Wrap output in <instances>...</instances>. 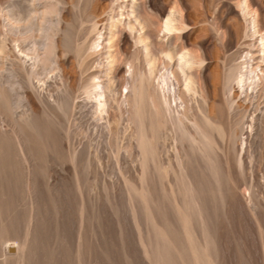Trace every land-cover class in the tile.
<instances>
[{
    "label": "rangeland",
    "instance_id": "1",
    "mask_svg": "<svg viewBox=\"0 0 264 264\" xmlns=\"http://www.w3.org/2000/svg\"><path fill=\"white\" fill-rule=\"evenodd\" d=\"M40 1L42 2V0ZM43 1H45V3L43 2L44 4L50 6L48 0ZM133 1L136 3L134 4L133 13L134 11L135 14L138 12L137 14H139V16H141L144 20L148 19L150 21H156V24L152 21L151 24L150 21L146 20L148 22L147 28L151 35L153 34L151 38L155 40L154 43L156 42V46L151 42L153 47L152 49L150 47V52H154L152 50H155L157 51V54L155 52L154 53L159 55V50L167 43L171 45L175 44L176 47L182 45L188 46L200 58L202 57L200 62L194 66L195 69L193 67V71L195 70L194 74L197 76V84H199V88L197 90L198 92H194L192 95H186L184 98L186 99V101L184 100V104L188 106V108L186 107L187 109H191L194 112H200V110L204 108L203 106H206L205 112L212 118V120H215L213 121L214 128L212 129V135L214 134L215 136L211 135V147L214 145L213 152L211 147L206 148V151L209 155L215 154L214 157L212 156L213 162H216L217 159L220 161L216 162V164L217 166L221 165V168L219 166L217 167L218 169L215 168L217 171H215V173H217V175L220 174V176L218 175V178H221L222 180L224 179L223 182L219 181L221 185L219 184L218 186V180L216 179L217 176L215 174L211 175L209 171L206 172L207 174L203 172L205 171L203 167L204 161L201 159L202 156L197 154L198 152L202 154V152L192 147L189 142L188 144L185 142V145L183 142L174 138L172 135L174 133H172V131H174V126L172 127L170 121L163 123L159 128L161 129L160 131L158 129L161 134L157 133L159 137L160 135L161 137L158 138V135L156 136V142L157 138L159 139L157 142L158 145L157 148H155L156 144L154 146V156L153 159L149 160V164L146 163L145 165H142L139 162V149L131 139L130 141H132V145H130V141L128 139L130 137L128 133L129 120H126L128 119V113L126 112L127 110L124 109V106L121 105V109L117 105L118 99L122 96L119 93V90H122L123 81L129 78L130 73L127 61L129 60V56H132V53L136 52L135 62L138 67L144 66L143 68H145L146 65H144V61L142 59V53L139 52L137 47H135L132 43L133 40L131 36L127 35L130 33L126 30V26H123V28L125 27L124 29L117 30L119 33L115 32L114 37H116V41H113L115 42L113 44L115 46L112 45L113 47H111H115L116 53L119 55L117 56L116 54L115 60L117 62L114 61L115 64L113 62V64L111 63V66L109 67L111 69H109L110 72L108 71L107 65L105 66L104 63L105 48L103 46V44H106V24L110 20V16H112L111 19H115L117 17L127 19V15L132 18V14L130 15V13H126L129 10V7L127 5H123L124 3L128 4L127 0H56V11H51L49 9L47 13V19L44 22L47 26L45 31L37 35L36 32H34L32 36H30L32 38L38 36L35 38L37 40L36 51L38 49L37 53L40 55L45 54V52H41L42 43L47 42L52 34L54 39L57 40V42L55 41L54 43L53 52H47L48 56L51 58L39 61L37 63L38 65L35 66L37 74L35 72H33L35 74L29 72L30 70L27 68L30 65L28 63H31L30 61H32L28 55H26L27 57L24 56L25 59L19 67L18 61L22 60L18 56H22V53L18 52L17 48L14 47V35L4 31L1 25V12L4 7H9L11 11L16 13L17 11H20L19 9H26L29 4V0H0V36H3L4 42V52L1 53L2 60L0 57V64H5L2 65V67L0 65V79H2L5 92L7 93L6 105L4 107L0 106V135H2V137L0 136V150L7 149L6 151H8L9 149V151L13 152L14 149L21 146H26L28 148H31V146L36 147L35 145L38 141L40 142L37 144V148L43 144L47 147H44V150H47L48 146L53 148L51 149L53 153L51 151V154L47 156V159L44 158L43 160H37L35 162V166L38 167L37 170H34V173L37 171V175L35 177L36 182L34 181L36 184H33V187L35 185L36 187L32 190L35 191L38 189L39 195L36 193L38 190H36V194L32 192V190V193H30V190L27 191L24 188L25 185H22L24 182L20 183V181H22L20 180L21 177L23 178L22 171L17 175V177H19L18 179L16 177V173L20 171L17 172L16 170L14 173V170H10L11 173H9L8 176L10 174L13 175L12 173H14V176H12L14 177V181H12V179L11 181L15 182L18 179L17 181L21 184V188L24 186L23 189L26 190L24 192L18 187L19 184H17L18 186L16 187V190H21V194L19 192L17 197H14L17 192L15 193L12 191L15 194L12 193V196L9 195L11 197H9L10 200L12 197H14L13 200L16 198L15 201H13V204L16 202L15 204L17 205L13 206L11 200L10 206L12 204V207H18V212L21 213L20 215L23 214L22 218L24 217V221L19 219L21 216L17 217L20 220L16 219V222L18 221L17 223L20 224L18 225L14 220L16 217H11L10 215V219L13 218L12 222L15 223L10 224L13 226L17 225L20 228L17 232L15 229L19 228L15 226V229L11 228L15 231L11 229L10 231L17 233V235L23 232L28 216V199L30 200L35 198L34 196L37 195L36 197L39 199L37 200V198H35V201H37V203L40 201L41 204L43 197L45 198L53 193L51 196L53 198L56 191L57 195L54 196V198L55 200L59 198L60 203L58 202L59 200L53 201L54 198H48L52 199V201L46 198V204L45 202L43 204L46 205L45 212L47 214H45L44 218H42L44 212H42L43 210L40 211L42 209L40 208L38 215L35 216L37 219H35L34 222L38 223L36 224L37 226H39V222L42 221L41 219H43L46 223L42 225V227L44 226L43 230H41V226H39V229H37L38 227L34 228V233H39L37 237L41 234L42 235L41 237L35 239L36 235L34 234V239L35 241L37 240L36 242H33L34 239H32L31 244L33 243L34 261L31 264H78L75 256L78 232L81 233V247L84 249V257L87 258V264L90 263L89 261H91L90 264H93L92 262L94 260V264H129L130 262H132L130 264H148L149 259H144L147 258V256L142 250V248L146 247V244H142L140 239H142L143 236V233L141 232H145V237L143 236L144 238H147L148 236L147 229L149 225H147L146 222H151L149 216L150 210L148 211L145 206L146 202H144L140 193H138V185L135 186L136 183H134V180H136L135 182H138L139 185H143L142 187L143 190L145 189L146 195L149 196V193L150 196L151 194L154 195L153 198L155 199L152 200L151 203L156 202V206L154 207L157 211H159L158 213H161L162 215H157V213H155L160 217V219H162L163 222H165L167 227L169 226L168 224H170L172 228L174 227L172 229L169 226L171 230H180L181 226L179 216L178 212L174 208L173 201L178 197L179 200L182 196L176 189L179 181L178 168L180 167L182 161V152H178L180 150L182 151V146H187L188 148H184L188 152L191 151L192 154H190L192 156L194 153L193 151H198H196V155H198L199 158L196 155L195 156L199 159L198 162L202 165H199L200 168L203 167L204 170L201 171L202 168L200 169L197 163L196 166L198 168L194 166L195 169L197 168L196 171L199 169V172L204 179L206 175L205 180L209 179V176L212 178L211 180L215 177V181L213 180V183H211L210 180H207L206 183L205 181L204 183L202 182L204 185L203 187H206L205 189H207L206 192L208 194L207 196L204 191L205 189L201 188V195L203 197L202 199L200 195L202 202L201 205L205 214H207V218L204 219L205 225L203 226V224L199 222L193 210H189L191 222L196 223L193 224L197 227V229L195 228L197 231H194V234H196L195 232L198 234L200 233L199 235L196 234V237L198 235L199 239L193 234L192 229L194 227H191L193 226L192 223L189 225V234L198 240H202L204 227L206 228L205 230H207L208 226H210H207L205 223V221H208L209 219V222H207L211 224V228H209V231L207 230L209 235H211V230L215 228V230L212 231L213 235H211V237L213 236L212 240L214 239V241H212V254L214 260L216 258L219 259V262L216 259L214 264H264V91L256 92V89L261 90L257 86L250 87L245 85L244 87H238L234 81L228 79L227 75L231 65L238 63L242 66L241 64L246 63L244 60H246L247 63L251 62L254 67L258 64L264 65V61L261 62L259 56L264 53L260 51V43L256 40L258 32L251 35L248 33V30H246V27L249 24V16L251 14L255 16L256 13L260 27L259 32H264V0H246L248 4H251L248 5V8L251 7L252 11L249 14L242 13V11L239 10L238 6L235 4V2H237L236 0ZM172 6L177 7L180 15L182 14L181 17L183 16L182 20L184 22L183 27L175 31H170L168 34H162V32L157 30V23L159 24L160 21L158 19L160 17L158 11L168 9ZM153 23L154 26L157 25L156 30ZM51 26L56 28L54 33H51ZM98 33H100V38L98 39L99 43L96 44L95 51H89L86 46L95 39V36L98 35ZM116 33L118 34L116 35ZM172 34H174V37ZM7 35L9 36L7 37ZM161 37L164 41L160 39ZM162 42L163 46L160 45L162 46L160 47L159 43L161 44ZM78 45L82 46L80 50L77 49ZM154 47H157L158 50ZM249 56H251V58ZM159 59L160 57L157 56L158 65L156 63L153 71L151 72L153 82H155L157 76L164 71L163 63L161 59ZM14 62L16 63L14 64ZM16 68L19 72H17ZM91 75H97L93 76L95 79L92 77L93 80L104 81L107 77H109V80L114 81V83L113 81H110V83H112L113 87L117 89H114L115 93H113V99L110 100V105H107L106 112H102V116H98L96 114L93 115L94 113L92 111L91 104L83 93L84 82L87 81ZM99 75L101 76L100 78H98ZM247 86L248 88L246 89ZM177 100H175L176 103L172 100L170 105L172 107L176 106L175 108L177 109H181V105L177 103ZM57 102H60L61 105L59 106ZM191 103L192 105H190ZM27 111L31 112V115L39 127L42 125L43 129H47V131H44L45 129L41 130L42 127H40V133L43 134L44 132L46 137L41 134L40 139L35 141L34 139L30 140L31 137L25 136L26 134L24 133L26 132L19 127L18 123H20L21 116ZM40 119L43 124L38 123ZM44 124L50 128H46V126L44 127ZM15 126H17V128ZM165 126L170 130H168ZM15 131H18V134H15ZM169 131L171 132L169 133ZM47 132H49V134ZM5 133H7L8 136H6ZM19 134L22 135V138L24 137L23 139H26L20 140L21 136ZM47 134L48 137H50V140L47 139ZM167 137L168 139H171L168 140ZM46 139L50 141V143H48ZM24 141H26V143ZM29 141H31L33 145L31 143L29 145ZM19 142H24L25 145L24 143ZM178 142L180 143L178 144ZM51 143H53V145ZM7 144H12L13 147H8L9 145ZM42 147L43 146H41V148ZM193 148L195 150H193ZM71 149L78 151L80 158L83 159V162L85 163H82L83 166H79L78 168V173H80V171L82 172L80 175L83 176L82 179L84 181H82L83 183H81V185L76 184L74 170L71 163L63 161L61 157ZM176 149L178 150L176 151ZM49 150L50 149H48V151ZM177 155H179V158ZM158 158L163 164H159L160 162L158 161ZM214 158L216 160H214ZM200 160H202V162H200ZM172 162H174V164ZM164 163L166 164V168H164L165 172L163 171V166L165 165ZM26 164L28 165V163ZM159 165H163L161 166L162 168H159ZM40 166L43 171L40 169ZM173 168H177V173H174L176 170H173ZM17 169L19 170L20 167ZM191 169H193V167ZM195 169L191 171L188 168V170L192 173L191 175L196 174V171H194ZM197 174L196 176H198ZM144 176H146L147 179ZM35 178L33 177V179ZM204 179H202V181ZM9 182L10 181H8V183ZM148 184L151 186L150 188H152V190H149L150 188L147 189V187H149L147 186ZM223 184L226 185V191L224 192L222 191L223 189H220L222 186L224 187ZM8 185L10 186L8 188L11 189H14L16 186L11 187V185H13L12 183L11 185ZM166 185L167 188H165ZM155 190L156 193L158 192L161 194L159 197L158 194L155 195V193H152L155 192ZM166 190L169 196L166 195ZM203 191L205 192V195ZM221 191L222 195L227 192L225 199L222 198L224 195L221 196ZM48 192L49 194L47 195ZM211 192L214 193V195ZM41 195L42 200H40ZM218 195L220 198H218ZM206 196L207 200L210 197L209 201L211 204L209 203L207 206L208 202H205L207 207H203V201L206 200ZM218 199H223L224 202H222L223 200L220 201ZM159 200L163 205L167 203V206H170V209L168 208V210L167 207L160 205ZM227 200L228 202L226 204ZM47 201H50V203H47ZM82 201L84 202L83 219L85 220L86 218L88 224L86 221L82 220L79 227V207ZM54 202L59 203L60 205L56 204L60 207L56 208V204ZM133 202L135 205L132 206V204H134ZM219 202H221V204ZM48 204H51V208L55 210L59 209L61 212L59 220L60 225L62 226L58 224L59 222H56L58 217H55L60 212L54 211L55 214H53V211L48 210L51 209L48 207ZM153 205L155 204L153 203ZM209 205H211V211L206 212L205 208L209 209ZM213 206H215V208ZM140 207L141 210L139 209ZM16 208L11 209L14 211ZM44 208L45 207L43 206V209ZM133 208H135V210ZM49 211L52 213L50 212L48 214ZM18 212H16L17 215H19ZM39 212L40 214H43L39 215ZM144 212L146 215H144ZM16 213L15 216H17ZM208 215H210L209 217H212L214 222L208 217ZM37 216H41V218L38 220ZM167 216H170V221ZM214 218L216 220V226L212 225L215 223ZM96 220L97 222H95ZM166 220H168V222H166ZM210 220L212 222H210ZM22 223L23 225L20 227ZM35 223L32 227L35 226ZM95 224L99 225L97 228H100L99 230L101 235L98 231H96ZM82 226H84V228ZM92 226L93 228L95 227L94 230ZM87 227L88 230L90 228L91 229L86 231ZM35 229H37V231ZM177 230H175V234L179 233ZM39 231H42L43 233ZM94 231L98 234L96 232L95 234ZM82 234L84 235L82 236ZM97 235H99L101 239H98L99 237ZM58 236L59 238H56ZM82 237L86 238L83 240ZM149 237L151 236L149 235ZM52 240L54 241L52 242ZM85 240L88 242L87 244L85 243ZM10 241L14 240L11 239ZM46 241H48L46 243V245L48 244L47 247L50 244L52 247L49 246L47 248L45 246ZM55 241L56 244L59 245L58 247L55 245ZM49 242L52 243L49 244ZM58 242H62L63 244H61L64 246H61L60 248V244ZM122 242L124 243L122 244ZM215 243H218V247L216 248L215 246L217 245H215ZM42 244H44V246ZM83 244H89V250L83 246ZM36 245H38V248ZM39 245L42 246L43 249L45 248L44 250L46 253L43 252V249L41 250L42 247L39 248ZM9 248L10 250L13 249L12 247ZM217 248L219 255L217 254L218 252H216ZM40 250L43 253L40 252ZM85 250L90 252L88 253L90 256L87 257V251L85 252ZM49 251H53L52 253L54 254ZM47 253L50 254L48 255ZM215 253L219 257L215 256ZM42 255L43 257H41ZM85 261L86 260L83 258V264H85Z\"/></svg>",
    "mask_w": 264,
    "mask_h": 264
},
{
    "label": "bare ground",
    "instance_id": "2",
    "mask_svg": "<svg viewBox=\"0 0 264 264\" xmlns=\"http://www.w3.org/2000/svg\"><path fill=\"white\" fill-rule=\"evenodd\" d=\"M236 1L237 2H235V4L238 6L239 10L242 11V13L249 14V13L252 12L251 11V7L248 8V5H251V4H248L246 2V0H236ZM247 1H249V0H247ZM43 2L45 3V1H43V0H42V2L40 0H29V4L27 5L26 9H24V10L19 9L20 11H17L16 13L11 11V9L9 7H4L2 9V12L0 11L1 12V25L3 27V30L14 35L13 36V42L15 44L14 47L17 48L18 52L22 53V56H18L22 60V61H18V65L20 67L22 65V63H23V60L25 59L24 56L28 55V57L32 60V61H30L31 63H28V64H30L29 65L30 67L27 64V66H28L27 68H29V70H30L29 72H31V73H33V72L36 73L37 72V71H35V66L38 65L37 63L39 61L51 58L50 56H48L47 52H53L54 43H55V41L57 42V40L54 39L53 34H52L47 42L42 43V51L41 52H45L46 55L45 54L40 55V54L37 53L38 49L36 51L37 40L35 38H37L38 36L37 37L33 36L34 38L30 37V36H32V34L34 32H36V35L40 34V33H43L45 31L46 27H47L44 22L47 19V15H48L47 13H48L49 9L51 11H56V8H57L56 7V0H48V3L50 4V6L44 4ZM127 2H128V4L124 3L123 5L124 6L127 5L129 7V10L126 13H130V15L132 14V18H130L129 15H127V14H126L128 16L127 19H122V18H118V17L115 18V19H111L112 16H110L109 17L110 20L108 19L109 21L107 20L108 22L106 24L107 25V27H106V35L104 33H102V34L105 35V39H106V40L103 39V40L106 41V44H103V46L105 48L104 49V53H105L104 54V58H105V62L104 63H105V66L107 65L108 71L110 72L111 69L109 67L111 66L112 62L115 64L114 61H116L115 59H116V54H117L116 53V48L115 47H114L115 49L112 48L113 46H115V45H113L115 43L113 41L116 38V37H114L115 36V32H118L117 30H119V29H124L125 27L123 28V26H126V30H128V32L131 34V35L130 34H127V35L131 36V38L133 40L132 43L135 45V47H137L138 51L142 53L141 54L142 55V59L144 61V65H146V67L143 68L144 66L143 67H138L137 66V63L135 62V57H136L135 53L136 52L132 53L131 57L129 56V60L127 61V64H128V67H129V73L130 74H129V78L123 81L124 83L122 85H123L124 89L122 87V90H119V93L122 96L118 99L117 105H118L119 108L124 106V109L127 110L126 112L128 113V115H127L128 119H126V120H129V125H128L129 132L128 133H129V136H130V137L128 136L129 137L128 139H129V141H130V139L133 140V143L139 149V156H140L138 158L139 162L142 165H145L146 163L149 164V160L153 159L154 146L156 144L155 148H157V145H158L157 142L159 140L158 138L161 137V135H160V137L158 135V133L161 134V132H159L161 129H159V128L166 121H170V123L172 124V127L174 126L173 127L174 131H172V133L174 132L172 134L174 138H176L177 140L183 142V144H185V142L188 144V142H189L192 147H194L195 149H198V150H200L202 152V154H200L196 150L198 152L197 153L196 151H193V150H195L193 148L192 151L194 153H193V156H192L191 155L192 154L191 151L188 152L187 150H185V148L187 146L186 147L182 146L181 147L182 151L180 150L178 152V153L182 152L181 153L182 154V161H181L180 167L178 168L179 181H178V186L176 187V189L181 193L182 196H181V198L179 200H178V198H179L178 197V198L174 199V201H173L174 208L178 212L179 222H180V226H181V229L180 230L178 229L179 231L177 229H175V230H177V232H179L178 234H175L176 233L175 230H171L170 229V227L172 228V226H170V224L167 223L170 226V227L168 226L169 227L168 228L167 225L165 224V222H163L162 219H160V217L157 216L159 214L158 213L159 211H157V209L154 207V206H156V202H152L151 203V201L155 199V198H153L154 195L151 194V196H150V193H149V196L146 195L145 194L146 193L145 189L143 190V187H142L143 185L142 186L139 185L138 182H135L136 180H134V183H136L135 186L138 185L137 186L138 187V189H137L138 193H140L142 199L144 200V202H146L145 206L147 207L148 211L150 210L149 216H150V221L151 222L150 223L146 222V224L149 225V227L147 229L148 230L147 231L148 232V236H147V238H144L145 237V234H144L145 232H141V233H143L144 237L142 236V239H140L141 240L140 242H142V244H144V243L146 244V247L142 248L143 252L147 256V258H144V259H147V260L149 259L150 264H214V261L217 258L214 260V257H213V254H212V241H214V239L212 240L213 236L211 237V235H213L212 231L215 230V228L213 230H211V232H210L211 235H209L208 231H209V228H211L210 227L211 224L207 223V222H209V219H208V221H205L207 226L208 225H210V226H208V228H207L208 231L205 230L206 228L204 227L203 238H202V240H198L199 239L198 235L200 233L198 234L197 232H195L196 234H198L197 235L198 239H196L197 238L196 234H194V231H197L196 230L197 227L194 226V224H196V223L193 222L194 223L193 224L191 222L190 217H189V215H190L189 210H193V212L196 214L195 216L199 220V222L201 224H203V226L205 225L204 224V219L207 218L206 217L207 214H205L204 209L202 208V205H201V203H202L201 202V197H202L201 188H203V189L206 188V187L205 188L203 187L204 186L203 185L204 181L206 183L207 180L208 181L210 180L211 183H213V180L215 178L214 177L213 180H211L212 178L209 176V179L205 180L206 179V175H205V179H204L203 176L201 175V173L199 172L200 170L198 169L196 171V169L198 168L196 166L197 163H198V166L201 165V163L198 162L199 159L196 158V156L198 157V155H196V153L201 155L202 156L201 159L204 161L203 167H204L205 171H203L204 170L203 167H201L202 168L201 171L205 172V174H207L206 172H208V171L211 173V175L215 174L217 176L216 179L218 180V183H217L218 186H219L220 182L221 181L223 182V180H224V179L222 180L221 178L219 179L218 177L220 176V174H218L219 175L218 176L217 173H215V171H216L215 168H217L218 166L219 167L221 166V165L217 166L216 162H220V161L218 159L216 160L214 158V160H216V162L214 161L215 162V164H214L212 156L214 157L215 154L209 155L207 153V151H206L207 150L206 148L211 147V135H212V129L214 128V122L213 121H215V120H212V118L205 112V109H206L205 107L206 106H203L204 104L202 105L204 108H202L200 106L202 108L201 110L199 108L200 112H194L191 109H187L188 106L186 104H184L185 103L184 100L186 101V99H184L186 95H189V94L192 95V93L198 92L197 90L199 88L198 87L199 84H197V78H196L197 76L194 74L195 70L193 71V67L200 62L202 57L200 58L188 46L182 45V46L176 47L175 44L171 45V44H167L166 43V45L164 47H162L163 46L162 45L163 42L161 44L159 43V46L162 45V46H160V47H162L161 49L157 46L160 49L159 52H158L159 55H156L157 51H155V50H152V51H154L156 54L154 52H150L152 47H153L152 43H154L155 40H153V38H151V36H153V34L151 35V33L149 32V30L147 28L148 22L146 20H148V19L144 20L141 16H139V14H137L138 12L135 14V11H134V13H133L134 4H136V3H134L135 1L127 0ZM253 3H255V2H253ZM237 11H238V9H237ZM158 13H159V16H160L158 18L160 20L159 24L157 23L158 26L156 25L158 27V29H157L156 26H154V23L156 24V21H152V20L151 21L154 22L153 26L155 27V30L156 29L159 30V32H162V34H168L170 31H175V30H178V29L183 27V23H184L183 20H182L183 16L181 17L182 14L180 15L179 10L177 9V7L172 6V7L168 8V9L159 10ZM255 16L253 14H251L249 16V19H248V21H249L248 23L249 24L246 27V30H248V33H250L251 35L254 34L255 32H258V36L256 37L257 38L256 40H258L259 43H260L259 44L260 47H261L260 51L264 53V32H259V28L260 27H259V22H258V19H257L258 17H257L256 13H255ZM148 21H150V20H148ZM152 22H151V24H152ZM55 29H56L55 27L51 26V33H54ZM151 31H152V29H151ZM118 33H116V35ZM6 34H8V33H6ZM99 35H100V33H98V35L95 36V39L92 40L86 46L87 49H89V51H95V46H96V44L99 43V41H98V39L100 38ZM172 35L174 37V34H172ZM8 36L9 35H7V37ZM156 37H159V36H156ZM162 37L160 39H162ZM155 43H154V45L156 46ZM85 45H84V47H85ZM150 47H151V49H150ZM157 47L156 48L154 47V48L156 50H158ZM81 48H82V46H79V45L77 46L78 50H80ZM102 49H103V47H102ZM138 51H137V53H138ZM2 52H4V42H3V36H0V57H1V53ZM4 54H6V53H4ZM118 55L119 54H117V56ZM157 56L160 57V59H161V61L163 63L164 71L162 73H160L157 76L156 81L154 80L155 82H153L152 78H151V72L153 71V69H154V67H155V65L157 63ZM259 56H260V61L261 62L264 61V54L263 55H259ZM249 57L251 58V56H249ZM1 60H2V57H1ZM244 61L246 63L241 64L242 66H240L238 63L233 64V65L230 66V68L228 70V73H227L228 79L231 80V81H234V83L238 87H244L245 85H248L250 87H256L257 86L261 90H257L256 89V92L257 91H259V92L260 91H264V65H262V64L261 65H259V64L256 65L255 64L256 66L254 67L251 62L247 63L246 60H244ZM139 62H140V60H139ZM15 63L16 62H14V64ZM2 65H5V64L3 63ZM2 65H1V67H2ZM157 65H158V63H157ZM102 66H103V63H102ZM194 69H195V67H194ZM17 72H19L18 69H17ZM109 72H107V73H109ZM35 73H33V74H35ZM93 76H97V75H91L89 77V79H87V81L84 82V85H83V90L84 91H83V93L85 94L86 99H88V101L91 104V108H92V111L94 113L93 115L96 114L98 116H102V112H104V111L106 112L107 105L109 104L110 100L113 99V93H115L114 89H116V88H114L112 83H110V81H113V80H109V77H107L106 80L103 81V80H93V79H95ZM92 77H93V79H92ZM100 77L101 76L99 75L98 78H100ZM172 79H173V81H172ZM113 83H114V81H113ZM8 85H10V84H8ZM248 86L246 87V89L248 88ZM192 98H193V96H192ZM169 100H170V102L173 100L175 103H176L175 100H177L178 101L177 103L179 105H181V109L175 108L176 106L172 107L170 105ZM6 102H7V93L5 92V88L3 86L2 79H0V106L4 107L6 105ZM201 103H202V101H201ZM57 104L59 106L61 105L60 102H57ZM190 105H192V103ZM179 108H180V106H179ZM66 109H67V107H66ZM189 110H191L192 112L189 111ZM263 114H264V112H263ZM47 116H50V115H47ZM40 117H42V116H40ZM42 119H44V118H42ZM252 120H255V119H252ZM114 122H116V121H114ZM38 123H42L41 119L39 120ZM44 123H46V122H44ZM104 124H105V122H104ZM18 125H19V127L22 130H24L26 132V133H24V134H26L25 136L31 137L30 140L34 139L35 141H38L40 139L41 134H42V133H40V127H42V125L39 127V125L37 124V122L35 121L33 116L31 115V112H28V111L25 112L21 116V120H20V123H18ZM43 126L44 127L46 126V128H50L49 126L47 127V125H45V124ZM112 126H113V124H112ZM251 126H252V124H251ZM15 127L17 128V126H15ZM167 127L170 128L169 126H167ZM44 129L42 127L41 130H44ZM158 129H159V131H158ZM168 130H170V129H168ZM44 131H47V129H45ZM17 132L15 131V134ZM170 132L171 131H169V133ZM47 133L49 134V132H47ZM48 134H47V139L50 138V137H48ZM5 135L8 136L7 133H5ZM19 135L22 138V135L21 134H19ZM42 135L43 136L45 135L44 132H43ZM157 135H158V138H157V142H156V136ZM0 136L2 137V135H0ZM212 136H215V135L213 134ZM44 137H46V135ZM168 137H167V139H168ZM170 137H172V136H170ZM21 138H20V140H25L26 139V138L23 139L24 137L22 139ZM41 139H43V138H41ZM169 139H171V138H169ZM43 140H45V139H43ZM24 142L26 143V141H24ZM24 142H19V143H24ZM39 142L40 141H38L37 144ZM47 142L50 143V141H48V140H47ZM47 142H45V143L48 144ZM127 142H128V140H127ZM131 142L132 141H130V145H132ZM10 143H11V141H10ZM25 143H24V145H25ZM30 143H31V141H29V145H30ZM33 143H34V141H33ZM42 143H44V142H42ZM179 143L180 142H178V144ZM9 144H7V145H9ZM35 144H36V142H35ZM37 144L35 145L36 147L33 146L35 149L32 146H31V148H28L26 146H21V147H19L17 149H14L13 152L9 151V149H8V151H6L7 149L0 150V264H31V263H33V261H34V258H33V255H34L33 252L34 251L33 250L34 249H33V246H32L33 243L31 244V242H32V239H34L35 235H36L35 239L41 237V235H42L40 233L41 235L39 237H37V235H39V233H37V234L34 233L35 232L34 228L38 227L37 229H39V226H41V228H42L41 230H43L44 226L42 227V225L44 223H46V222L43 221V219H41L42 221L41 220H40L41 222L38 221L39 222V226H37L36 224H38V223L37 222L35 223L34 220L37 219V218H35V216L38 215V211L40 210V208H42L40 211L43 210L42 212H44V214L41 213V214H43L42 218H44V215L47 214L45 212L46 211V205H45L46 204V198L47 199L48 198H52L51 196H52L53 193L49 196L48 195L49 192H48L47 193L48 196L45 197V198L43 197L42 198L43 200L41 199V197H42V195H41L40 196V200H42V203L40 204V201H38V203H37V201H35V198H37V200L39 199L38 197H36L37 195L34 196L35 198H32L33 195H35L36 193L38 194L39 190L36 189V190H38L36 192V190L34 191L32 189H35L34 187H36V185L33 187V184H36V183H34V181L36 180L35 177L37 175V171H35V173H34V170H37V167H38V166L37 167L35 166L36 165L35 162L37 160H43L44 158L47 159V156H49V154H51L50 152L52 151L51 149H53V148H50L51 146L50 147L48 146V149H50L48 151V149L44 150L45 144H43V145L40 144L41 146H43L42 148H41V146H38L39 148H37ZM51 144L53 145V143H51ZM178 144H176V145H178ZM178 146H180V145H178ZM212 146L213 147H211L212 148L211 150L213 152L214 145H212ZM8 147H13V146L11 144ZM45 148H47V147H45ZM177 150L178 149H176V151ZM9 152H11V153H9ZM156 152H157V149H156ZM52 153H53V151H52ZM177 156L179 158V155H177ZM61 157H62L63 161H68V162L71 163V165L73 166L72 168L74 170V176H75L76 184L77 185L78 184L81 185V183H83L84 181L82 179L83 176L80 175V173L82 174V172L80 171V173H78V168H79V166H83L82 163L83 164H85V163L83 162L84 160L80 158V155H79L78 151H76L74 149L68 150L66 152V154H63ZM172 157H173V155H172ZM202 160H200V162H202ZM158 161H159V158H158ZM159 162H160L159 164H163V163H161L162 161H159ZM166 162H168V161H166ZM170 162H171V160H170ZM26 163H28V165ZM172 163L174 164V162H172ZM172 163H171V165L173 166ZM219 164H221V163H219ZM15 165H16V167H15ZM215 165H216V167H215ZM149 166H151V165H149ZM161 166H163V165H161ZM161 166L159 165V168ZM191 166L193 167V169H195L194 166L197 167L194 171H196V174L198 172V174H197L198 176H196V174L191 175L192 173L189 171V170H191V171L193 170V169H191L192 168ZM19 167H20V169L18 170L17 168H19ZM164 168H166V164L163 166V171L165 172ZM188 168H189V170H188ZM199 168H200V166H199ZM11 169L14 170V173L16 172V170H17V172L20 171V172L16 173V177L22 171L23 178L21 177L20 180H22V181H20V183L24 182V184H22V185H25V187L22 186V188H21V184L19 183V181H17L19 179V177H17L18 178L16 180L17 183H16V181L12 182V181H14L13 180L14 177H12V176H14V173H12L13 175L10 174L11 178H10V175L8 176V174L11 173V171H10ZM40 169L43 171L41 166H40ZM156 169H158V168H156ZM173 170H176L174 173H177V168H173ZM148 171H149V169H148ZM221 171H222V169H221ZM38 172H39V169H38ZM32 175H34V176H32ZM19 176H21V175H19ZM170 176L172 177L171 174H170ZM33 177L35 179H33ZM144 177H146V176H144ZM11 179H12V181H11ZM146 179H147V177H146ZM202 179H204V180L202 181ZM8 181H10L13 185H11L10 182L8 183ZM146 182H147V180H146ZM164 182H165V180H164ZM171 182H173V181H171ZM14 183H16V184H14ZM151 183H152V181H151ZM8 184H10L11 187H14L15 185L16 186L14 187V189L13 188L11 189V188H8V187H10ZM17 184H19V186ZM200 184H202V185H200ZM223 185H224V187L222 186V188H220V189H223L222 191L224 192V191H226V188H225L226 185L225 184H223ZM17 186L19 188H21V190H23L24 192L26 190L27 191L30 190V193H32V192L35 193L36 192L35 194L32 195V197H31L32 199H30V200L28 199L27 221L25 223V228H24L23 232L21 234H19V235H17V233H14V232L10 231L11 228L15 229V226H17V225L13 226L10 223H12V224L17 223L18 221L16 222V219H18L17 218L18 216H21L19 219L21 221H24L23 220L24 217L22 218L23 214L20 215L21 213L18 212V207L17 208L16 207H12L13 201H15V199H16L15 198L13 200V198L17 197L19 192L21 194V190H19V191L16 190ZM147 186H149V187H147V189H149L151 187L149 184ZM23 187L26 190H24ZM80 187H82V186H80ZM165 188H167V185H166ZM173 188H174V186H173ZM31 190H32V192H31ZM149 190H152V188H150ZM158 190H159V187H158ZM206 190L207 189H205L204 191L206 192ZM12 191H14L15 193L17 192V193H16V195L14 197H12V199H11L12 200V204L10 206V203H11L10 202L11 201L10 200V198H11L10 196L15 194ZM23 191H22V194H23ZM204 191H203V193L205 195ZM222 191H221V196L224 195V197H222V198L225 199L226 195H227V192H226V194L222 195ZM80 192H81V190H80ZM212 192H214V191H212ZM219 192H220V190H219ZM152 193H155V195L158 194V197H159V195H161L158 192L156 193V190H155V192H152ZM166 193H167V190H166ZM212 194L214 195V193H212ZM25 195H27V194H25ZM56 195L57 194H56V191H55L54 196H56ZM166 195H168V193ZM173 195H176V194H173ZM200 195H201V197H200ZM206 195L208 196L207 192H206ZM54 196H53V198H54ZM207 196L205 197L206 200H207ZM213 197H212V200H213ZM57 198H58V196H57ZM168 198H170V197H168ZM209 198H208L207 201L206 200L203 201L204 202L203 207L204 206L205 207L208 206V204L210 203ZM218 198H220L219 195H218ZM52 199H48V200L52 201ZM202 199H203V197H202ZM56 200H59V198L56 199ZM56 200H55V198L53 199V201H56ZM218 200L222 201L221 199H218ZM50 201L49 202L47 201V203H50ZM44 202H45V204H43ZM58 202L60 203V200ZM205 202L206 203L208 202L207 206L205 205ZM222 202H224V200ZM227 202H228V200L226 201V204H227ZM15 203L13 204V206L14 205L17 206ZM54 203L56 204L57 202H54ZM59 203H57V204H59ZM153 203L155 205H153ZM162 203H164V202H162ZM219 203L221 204V202H219ZM39 204H40V207H39ZM57 204L55 206H56V208H59L60 206H58ZM159 204L163 205V204L160 203V200H159ZM50 205L48 207L51 208ZM133 205H135V203L132 204V206ZM43 206L45 207L44 208L45 210L43 209ZM164 206L167 207V209L170 207V206H167V203L164 204L163 207ZM222 206H224V205H222ZM210 207H211V205H209V209L210 210L205 208V211L206 212H210L211 211ZM213 207L215 208V206H213ZM11 208H16L17 211L15 209L13 211V209H11ZM133 209L135 210V208H133ZM139 209L141 210V207ZM48 210H51L53 212L54 211L55 212L59 211V209L55 210L53 208L48 209ZM161 210H162V208H161ZM15 211L18 212L19 215H17V213ZM51 211H49L48 214ZM214 211H218V210H214ZM11 212L12 213L14 212V213L12 214ZM55 212L53 214H55ZM155 212L157 213V215H156ZM15 213H16L17 216H15ZM83 213H84V202L82 201L80 203V207H79V227L81 225L82 220L86 221V218H85V220L83 219V216H84ZM164 213H166V212H164ZM41 214L39 212V215H41ZM60 214H61V212L58 213L57 216H55V217H58V220L56 222H59L58 223L59 225H60V220H59L60 219ZM93 214H94V212H93ZM10 215H11V217H16L14 219L15 223L12 222L13 218L10 219ZM144 215H146V213ZM137 216H138V214H137ZM147 216H148V214H147ZM170 216H171V214H170ZM170 216H167L169 221H170V218H169ZM178 216H176V217H178ZM209 216L210 215H208V217ZM39 218H41V216L38 217V220H39ZM138 218H140V217H138ZM209 218L212 219V217H209ZM92 220H94V219H92ZM92 220H91V222H92ZM168 220H166V222H168ZM214 220H215V218H214ZM45 221H46V219H45ZM101 221H102V219H101ZM146 221H147V218H146ZM212 221H213V219H212ZM212 221L210 220V222H212ZM86 222L88 224V221H86ZM95 222H97V220ZM34 223H35V226L32 227ZM83 223H85V222H83ZM191 223L193 224V226H191V227H194L192 230H193V234L195 235L196 238L191 236V234H189V225ZM215 224H216V220H215V223H213L212 225H215ZM18 225H20V224H18ZM22 225H23V223L21 224L20 227H22ZM147 225H146V227H147ZM55 226H56V224H55ZM60 226H62V225H60ZM86 226H88V225H86ZM93 226H92V228H93ZM97 226L99 227V225L95 226L96 227V231H98L99 234L101 235L100 230H99L100 228L98 229ZM17 227L19 228V226H17ZM82 227L84 228V226H82ZM95 227L93 228V230L95 229ZM176 227H179V226H176ZM58 228H59V226H58ZM212 228H213V226H212ZM13 229H11V230H13ZM37 229H35V230L37 231ZM86 229H87L86 231H89L91 228L88 230V227H87ZM143 229H145V228H143ZM15 230H17V232H18L20 230V228L19 229L16 228ZM15 230H13V231H15ZM21 230H22V228H21ZM45 230H47V229H45ZM96 231H94V233ZM39 232H42V231H39ZM11 233L12 234L14 233V234L12 235ZM86 233H85V235H86ZM90 234H91V232H90ZM83 235L84 234H82V236ZM140 235H142V234H140ZM149 235L151 237H149ZM97 236L99 237V235H97ZM45 237H46V235H45ZM9 238H11L14 241H10L11 239H9ZM56 238H59V236L56 237ZM56 238H55V240H56ZM84 238H86V237H84ZM84 238L82 237L83 240H84ZM35 239H34L33 242L37 241V240L35 241ZM98 239H101V238L99 237ZM49 240H51V239H49ZM136 240H137V238H136ZM53 241L54 240H52V242ZM101 241H103V240H101ZM47 242L48 241L45 242V246L46 247L48 245V244L46 245ZM52 242H49V244L52 243ZM124 242H122V244ZM54 243H55V245L57 247L59 246V245L56 244V241ZM61 243H59L60 244V248H61V246H64V245H62L63 243L62 244ZM81 243H82L81 242V233L78 232V234H77V243H76L77 248H76V251H75L76 261H77L78 264H83V258H84V260H86L84 263L87 264L88 261H87V258L84 257L85 253H84L83 247H81ZM85 243L87 244L88 242H86V240H85ZM217 244L215 243V245H217ZM40 245H39V248L42 247ZM42 245L44 246V244H42ZM88 245L83 244V246H85L87 249L90 248V247H88ZM36 246L38 248V245H36ZM49 246H51V244ZM9 247H12L13 249L10 250ZM140 247H142V246H140ZM216 247H218V245L215 246V248ZM34 248H35V246H34ZM42 249H43V247L41 248V250ZM44 249H43V252L46 253V251ZM41 250H40V252H42ZM49 250H50V248H49ZM88 250H85V252L87 251V257L90 256V254L88 255V253H90V252H88ZM216 250H217L216 252H218V248ZM47 251H48V249H47ZM53 251H51V252L49 251V252L52 253ZM42 253H40V254H42ZM52 254H54V253H52ZM141 254H143V253H141ZM217 254L219 255V252ZM217 254L215 253V256H218ZM41 257H43V255ZM74 260H75V258H74ZM217 260L219 262V259H217ZM59 261H61V260H59ZM94 261L92 262L93 264L95 263ZM149 261H148V264H149ZM89 262L91 263V261H89ZM130 263H132V262H130ZM217 264H219V263H217Z\"/></svg>",
    "mask_w": 264,
    "mask_h": 264
}]
</instances>
